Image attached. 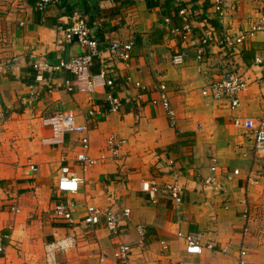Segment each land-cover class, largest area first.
Returning a JSON list of instances; mask_svg holds the SVG:
<instances>
[{
	"label": "crops",
	"instance_id": "obj_1",
	"mask_svg": "<svg viewBox=\"0 0 264 264\" xmlns=\"http://www.w3.org/2000/svg\"><path fill=\"white\" fill-rule=\"evenodd\" d=\"M38 1L0 0V40L4 36L8 43L4 50L0 45V191L8 197L0 200V236L9 235L0 264H44L45 245L55 241L65 245L57 253L64 264H122L114 256L117 242L133 245L131 264H240L241 249L245 264H264V163L252 155L251 137L232 122L234 115L256 118L264 110V70L254 63L256 54L264 55V33L232 54L217 39L219 30L243 31L257 20L255 2L228 0L225 15L216 17L214 0H56L44 11ZM234 1L237 10L230 6ZM76 10L99 41L90 73L107 67L114 77L123 101L117 113L107 110L106 86L94 93L68 91L66 80L75 77L70 72L48 71L38 93L31 91L34 62L58 65L88 52L77 41L61 39L59 26L69 25ZM206 19L217 29L210 30ZM129 40L130 59L110 50L111 41ZM176 51L185 53L183 65L172 63ZM231 67L251 81L237 109L201 94ZM136 81L144 87L142 99ZM161 82L176 111L175 126L164 106L152 102ZM64 110L88 125L89 154L97 162L87 169L77 159L83 133L44 141L52 128L43 120ZM111 135L126 139L117 157L107 148ZM63 165L83 178L76 193L57 191ZM236 168L240 174L233 173ZM151 178L180 182L184 202L177 205L161 194L153 201L140 186ZM60 198L74 201L75 226L54 218ZM14 199L18 212L9 208ZM88 205L120 215L128 207L130 221L122 219L121 233L114 236L102 218L92 233L80 224ZM137 224L145 226L143 238ZM178 232H201L215 249L188 253Z\"/></svg>",
	"mask_w": 264,
	"mask_h": 264
},
{
	"label": "built area",
	"instance_id": "obj_2",
	"mask_svg": "<svg viewBox=\"0 0 264 264\" xmlns=\"http://www.w3.org/2000/svg\"><path fill=\"white\" fill-rule=\"evenodd\" d=\"M56 0H39L37 9L44 11L51 2ZM256 5V12L260 16L257 20L251 22L250 26L239 32H228L224 30L218 31V41L227 53H234L238 46L242 45L247 39L255 37L258 33H264V0H253ZM228 0H214V15L216 17H222L225 15ZM231 8L237 10L239 4L237 2L231 3ZM165 20L168 22L169 17ZM61 31V39L64 42L77 41L80 45L88 49V52L73 56L69 59H62L58 65H52L45 60H38L34 62L33 69L35 71V82L31 85V91L38 93L36 87L38 84L45 80V73L48 71L62 70L74 74L73 79H67L65 86L70 92L82 91L87 93H94L99 86H106L109 89L105 93V102L107 110L109 112H119L123 104L122 98L115 93V80L110 74L108 68L103 67L98 73L91 74L90 68L93 65L94 58L99 55L100 49L98 47L99 41L93 35L90 26L88 25L86 16L81 11H74L72 20L67 26H59ZM214 30V29H210ZM202 43H207L209 34H205L202 37ZM134 41L129 40L126 42L111 41L109 43L112 53L124 60L131 58V49ZM204 46L198 50V56L201 57L204 53ZM171 61L174 65H183L186 62V55L182 51H176L172 54ZM254 63L261 66L264 70V55L256 54ZM251 81L246 78L236 67L227 69L221 78L209 81L201 88V94L204 97L212 98L216 101H226L231 109H237L241 105L240 96L243 92L247 91L250 87ZM135 86L142 89L139 92L137 99H142L144 87L139 81L135 82ZM167 84L161 82L158 84L159 97L153 99L154 104L161 103L165 110L169 120L170 126H175L177 122L176 111L172 107L170 99L167 94ZM93 112V111H91ZM45 124H48L52 128V135L44 139L46 142L59 143L63 140V137L68 132H79L84 135L81 137L82 150L78 153L77 159L80 162L83 169L94 165L97 159L89 154L90 138L87 134L88 125L78 124L75 121V115L68 110L59 111L51 116L46 117ZM234 126L242 129L252 139V155L255 159L263 161L264 163V110L262 114L256 118L242 117L240 115H234L232 117ZM126 142L125 138H118L115 135H111L107 139V148L111 151L112 157H117L121 146ZM105 157V154H102ZM35 169V168H34ZM215 170L216 167L212 166ZM226 173V172H225ZM234 174H240V169L233 170ZM254 180V179H253ZM207 181H213L212 178H208ZM83 182V178L70 166L63 165L60 168L59 178L57 181V191L60 194L76 193L79 190L80 184ZM254 182V181H253ZM141 190L149 195V197L156 201L158 195H163L171 198L177 205L184 202L185 189L183 185L178 181L166 182L161 184L156 178L146 179L140 183ZM8 197H4L0 191V200H5ZM19 200L14 199L10 203L9 208L12 211L18 212L20 208L18 206ZM75 207L74 201L58 199L53 208V216L56 220L63 221L69 225H76L77 221L73 215ZM130 208H124L122 214L115 213L112 209H102L95 205H88L86 213L81 220L84 227L91 229V232H95V226L104 218L105 225L114 236L121 233V221L124 219L129 222ZM139 235L143 238L146 229L143 224L135 225ZM178 237L184 239L186 244V252L188 253H202L204 249L214 250L215 245L211 242L204 243L202 241L203 233L201 232H188L177 233ZM9 235L3 234L0 236V253H3L6 246L3 242L4 238H8ZM65 245L59 241L47 243L45 245V263L44 264H64L59 261L57 253L60 249H63ZM166 247V245H165ZM133 245L126 242H117L114 247V256L122 264H131L130 256L133 251ZM245 249H241L239 254V263L245 264L244 255Z\"/></svg>",
	"mask_w": 264,
	"mask_h": 264
},
{
	"label": "trees",
	"instance_id": "obj_3",
	"mask_svg": "<svg viewBox=\"0 0 264 264\" xmlns=\"http://www.w3.org/2000/svg\"><path fill=\"white\" fill-rule=\"evenodd\" d=\"M212 11L214 10V1L211 5ZM207 20V25L210 29H217V25L215 24V21L213 19H206Z\"/></svg>",
	"mask_w": 264,
	"mask_h": 264
},
{
	"label": "rangeland",
	"instance_id": "obj_4",
	"mask_svg": "<svg viewBox=\"0 0 264 264\" xmlns=\"http://www.w3.org/2000/svg\"><path fill=\"white\" fill-rule=\"evenodd\" d=\"M4 27H5V24H4ZM0 45L3 50L7 48L8 43H7L6 37L3 36L2 43L0 40Z\"/></svg>",
	"mask_w": 264,
	"mask_h": 264
}]
</instances>
